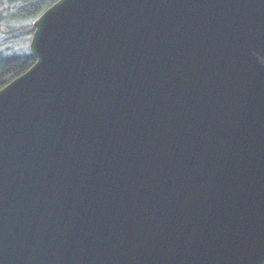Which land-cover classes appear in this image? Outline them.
I'll list each match as a JSON object with an SVG mask.
<instances>
[{"label":"water","instance_id":"95a60500","mask_svg":"<svg viewBox=\"0 0 264 264\" xmlns=\"http://www.w3.org/2000/svg\"><path fill=\"white\" fill-rule=\"evenodd\" d=\"M0 90V264H264V0H59Z\"/></svg>","mask_w":264,"mask_h":264},{"label":"trees","instance_id":"16d2710c","mask_svg":"<svg viewBox=\"0 0 264 264\" xmlns=\"http://www.w3.org/2000/svg\"><path fill=\"white\" fill-rule=\"evenodd\" d=\"M59 0H8L5 12V26L9 30L13 29L12 23L26 20H36L47 9ZM11 21V22H10ZM1 29V27H0ZM9 37V32H5ZM33 33V30L29 35ZM15 40L19 39L18 31L12 36ZM11 42H14L13 40ZM36 62V58L29 50L21 52H11V50L0 51V90L9 83L27 72Z\"/></svg>","mask_w":264,"mask_h":264},{"label":"rangeland","instance_id":"374dc122","mask_svg":"<svg viewBox=\"0 0 264 264\" xmlns=\"http://www.w3.org/2000/svg\"><path fill=\"white\" fill-rule=\"evenodd\" d=\"M8 5V0H0V51L11 50V52H21L24 50H29L32 35H29L33 29L34 20H26L21 22L12 23L13 29H7L5 24V18L7 13L5 12L6 6ZM11 22V21H10ZM9 32V37L5 36V32ZM18 31L19 39H14L12 36L14 32ZM14 42H11V41ZM30 51V50H29Z\"/></svg>","mask_w":264,"mask_h":264}]
</instances>
